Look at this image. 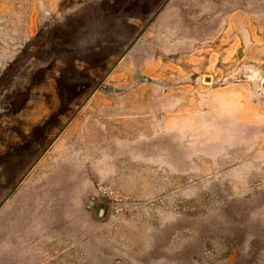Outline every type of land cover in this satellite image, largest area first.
Wrapping results in <instances>:
<instances>
[{
	"label": "rangeland",
	"instance_id": "1",
	"mask_svg": "<svg viewBox=\"0 0 264 264\" xmlns=\"http://www.w3.org/2000/svg\"><path fill=\"white\" fill-rule=\"evenodd\" d=\"M102 217L264 264V0H0V237Z\"/></svg>",
	"mask_w": 264,
	"mask_h": 264
},
{
	"label": "crops",
	"instance_id": "2",
	"mask_svg": "<svg viewBox=\"0 0 264 264\" xmlns=\"http://www.w3.org/2000/svg\"><path fill=\"white\" fill-rule=\"evenodd\" d=\"M93 220L9 224L16 228L0 237V264H193L194 240L172 231L159 238H120L106 232L103 217Z\"/></svg>",
	"mask_w": 264,
	"mask_h": 264
},
{
	"label": "water",
	"instance_id": "3",
	"mask_svg": "<svg viewBox=\"0 0 264 264\" xmlns=\"http://www.w3.org/2000/svg\"><path fill=\"white\" fill-rule=\"evenodd\" d=\"M100 213H101V210H100Z\"/></svg>",
	"mask_w": 264,
	"mask_h": 264
}]
</instances>
